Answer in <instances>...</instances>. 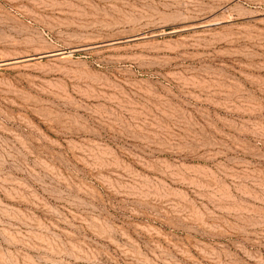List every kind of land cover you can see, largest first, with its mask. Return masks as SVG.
Masks as SVG:
<instances>
[{"label": "rangeland", "instance_id": "obj_1", "mask_svg": "<svg viewBox=\"0 0 264 264\" xmlns=\"http://www.w3.org/2000/svg\"><path fill=\"white\" fill-rule=\"evenodd\" d=\"M0 264H264V0H0Z\"/></svg>", "mask_w": 264, "mask_h": 264}]
</instances>
